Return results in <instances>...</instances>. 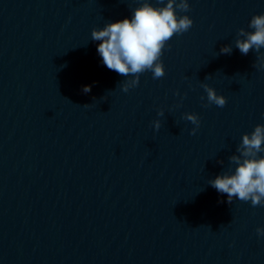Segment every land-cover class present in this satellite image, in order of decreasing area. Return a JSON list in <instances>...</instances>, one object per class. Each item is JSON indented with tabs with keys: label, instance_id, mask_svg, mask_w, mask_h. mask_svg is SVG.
I'll use <instances>...</instances> for the list:
<instances>
[{
	"label": "clouds",
	"instance_id": "9594fccd",
	"mask_svg": "<svg viewBox=\"0 0 264 264\" xmlns=\"http://www.w3.org/2000/svg\"><path fill=\"white\" fill-rule=\"evenodd\" d=\"M160 3H164V0H160ZM177 9L188 12V0H167L163 7H154L148 0H143L141 6L133 10L131 18L92 29L91 40L100 42L97 52L102 57L103 64L123 77H131L122 83V91L127 92L138 86L140 75L146 71L152 72L153 79H160L165 75L160 57L166 42L174 35L187 32L193 25V20L188 15L178 17ZM248 26L254 31L239 29L235 47L243 55L252 50L259 54L264 48V14L254 15ZM231 51L232 47L229 45L220 50L221 54H231ZM257 61H260L258 66L264 68V60H261L260 55L257 56ZM202 87L207 93L208 104L221 108L226 105V97L218 95L207 84ZM82 91L89 93L91 86H84ZM163 115V111L158 112V116ZM183 119L195 125L190 133L195 135L200 126L199 117L194 113H185ZM153 126L159 130L160 120H155ZM262 144L264 125L258 124L250 134H243L242 142L236 148L239 155L229 157V161L236 165L235 171L224 172L208 181L217 192L227 194L228 204L233 202V198H237L242 202L250 201L253 207L264 206V156H258L264 152ZM256 233L264 236V227H258Z\"/></svg>",
	"mask_w": 264,
	"mask_h": 264
}]
</instances>
